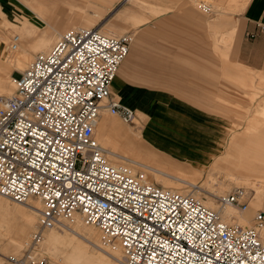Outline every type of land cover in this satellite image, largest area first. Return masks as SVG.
Masks as SVG:
<instances>
[{
    "label": "built area",
    "instance_id": "1",
    "mask_svg": "<svg viewBox=\"0 0 264 264\" xmlns=\"http://www.w3.org/2000/svg\"><path fill=\"white\" fill-rule=\"evenodd\" d=\"M133 40L131 32L108 35L80 25L34 55L13 93L0 98V195L19 203L40 199L34 240L78 213L103 242H119L124 264H264V210L252 225L227 222L195 194L198 184L182 191L151 181L141 166L111 162L96 140L103 108L126 122L136 119L111 93ZM216 200L249 208L240 190ZM31 248L6 256L5 264H47Z\"/></svg>",
    "mask_w": 264,
    "mask_h": 264
},
{
    "label": "crops",
    "instance_id": "2",
    "mask_svg": "<svg viewBox=\"0 0 264 264\" xmlns=\"http://www.w3.org/2000/svg\"><path fill=\"white\" fill-rule=\"evenodd\" d=\"M216 1L222 8L212 10L211 3L210 9L206 10L198 5V0H30L28 3L25 0H0V13L11 20L21 16L22 22V34L16 33L22 41L19 52L8 45L9 37L0 36V76L8 77L11 69L33 60L34 51L45 52L52 38L69 26H84L93 20L87 26H97L100 30L115 32L114 35L129 28V31H135L134 40L111 82L113 97L119 104L135 110V120L147 127L150 141L159 151L181 163H193L203 168L209 157L219 151L216 135L223 133L220 120H230L229 105L215 99L217 94H222L224 99V93L230 91L228 85H224L223 76L241 75L246 78L243 83L252 85L256 81L255 70L264 69V32L261 29L264 0ZM49 16L51 21L47 23ZM48 24L52 26L51 30L43 27ZM217 33L224 37H216ZM233 36V51L229 52L226 39ZM258 75L257 84L261 85L264 71ZM5 83L0 94L9 87V80ZM109 120L117 122L111 124ZM128 126L117 117H110L109 110L104 109L98 124V138L103 145L104 140L132 143V147L143 151L135 154V159L149 157L155 160L150 159L153 162L158 161L154 158L158 155L154 146ZM117 155L112 151L110 156L113 160H121ZM230 162V159H217L215 164L228 165ZM158 170L171 173L162 168ZM227 170L230 176L248 178L237 170ZM259 182H252L257 189L252 209L264 200ZM13 213L19 218L7 220L6 225L0 227V248L14 252L8 255H20L12 243L15 237L22 236L16 227L22 215L20 210ZM235 217L243 224H251L254 214L247 209ZM65 243L59 247L58 254L48 257L50 262L89 264L88 256L95 257L91 249H84L85 246L72 248L71 244L65 246ZM88 246L93 247L89 243ZM61 254L68 255L67 263L56 260Z\"/></svg>",
    "mask_w": 264,
    "mask_h": 264
},
{
    "label": "rangeland",
    "instance_id": "3",
    "mask_svg": "<svg viewBox=\"0 0 264 264\" xmlns=\"http://www.w3.org/2000/svg\"><path fill=\"white\" fill-rule=\"evenodd\" d=\"M25 1L26 3H28V1L30 0ZM202 1L207 3L211 2L212 10L222 8L220 6L221 4H219V2L216 0H198V5ZM0 16V36L9 37L10 39L13 38L14 34L16 33L22 34V22L19 20L21 16H16L15 20L8 19L2 13H0ZM50 21L51 18L49 16L47 17L46 22L49 23ZM92 23L90 20L89 23H84V26L91 25ZM43 27H47L51 30L52 26L48 24ZM64 31L62 29V31L58 35L56 34L52 38V40L50 41V45L47 47V49H45V51L49 50V48ZM101 31L109 35H114L115 33L106 30ZM125 32H131L133 35L135 34V31H129V28H124L122 29V31H118L117 35L124 34ZM215 36L219 38L224 37V35H221V33H217ZM228 38L230 37H227L226 42H229V52H231L233 51L232 49L234 44V36L230 39ZM25 42L28 41L25 40ZM30 44L32 45V43ZM27 51L28 53H31L30 48H27ZM37 52L34 51L32 53L33 58ZM31 61H27L26 63L21 64L19 68L10 70L11 75L6 77V80H9L8 88H10L11 86L15 88V79L17 78L18 74L31 63ZM16 63L17 59L15 61V64ZM261 71H264V69L255 70L254 79L256 81L252 85H247L243 83L242 81L246 78H244V76L240 77L241 75L232 76L231 74H225L223 76L224 85H228L230 91L228 94L224 93V99L221 98L222 94H217V96H215V99L220 102L223 101L229 105L230 120H220L223 133L220 135H216L217 139H219L216 142L220 143L219 151H217V154L215 156L209 157V159L207 160L208 162L206 163L207 165L205 167H197L193 163H181L175 160L174 158L169 157L168 155L159 151L156 145L152 141H150L151 137L149 135L148 129L147 127L145 128L144 124L140 120H134V122L129 123L122 120L118 114H112L109 112L110 117H117L119 121L132 127L135 132L145 136L148 139L147 142L154 146L153 150L158 153L157 157H154L158 160L156 162H153L155 160H153L152 158L151 159L153 161H151L149 157L145 160H143L142 157L135 159V154H137L138 152L143 153V151L139 150L140 148L135 149V146L132 147V143H119L117 140H114V142L111 140H104V145H106L109 150L118 153L117 157L122 158L121 160H113V158L110 157V160H113L117 163L121 161V163L128 161L138 166H141V164L139 163H143L148 166V168L143 165L141 167L146 168L151 181H156L164 186L173 187L178 190L189 191L191 189L190 184H198L199 188H196L195 194L197 196L205 197V200H209L211 197H214L211 193H209V191L212 190L219 191L220 193L218 194H221V192H226L228 194L232 191L242 190L244 192H247L246 195H243V199L249 203L248 210L250 209L251 211H253L254 215L258 210H264V200L261 204L262 206L255 204L253 206L254 208H251V206L253 205L252 202H256L257 197V189L252 186L254 181H260L258 184L263 187V192H261V195L264 196V78H262L261 85L257 84V81H259L258 73H260ZM5 82H0V88L1 86H5ZM4 94L10 93L5 92ZM108 122L114 124L117 121L109 120ZM97 129L95 136L101 143L98 138V131L100 130ZM217 159H230L231 162L228 165V162L226 164L216 165L215 161ZM158 167L159 169L162 168L179 177H175L171 173L170 175L164 174L158 170ZM228 168H231V170H237L240 173L245 174L248 178L239 179L236 176H230V173H228L227 170ZM180 177L183 179H180ZM0 196V227H4L8 222L7 220L15 221L17 217L19 218L17 213H13L14 210H20V214L22 215L19 225L16 226L20 230L19 232L22 233V236H20L19 238L15 237L12 243L15 249L18 248L17 250H19L17 254L21 255L24 250L29 249V247H32L31 249H33V252L36 255L40 257H46L48 264H54L50 262L48 257H53L55 256V254H58L59 247L62 246L65 241H67L68 244H73L74 240H78L76 239V236L73 233L67 230L68 228L74 230L78 235H83L84 237L93 239L98 244L104 243L102 240V234L97 229V227L92 224L85 223L81 217H75L71 220L65 221L64 223L68 226V228H65L63 226H54L52 228L44 229L42 231L41 241L36 242V240H33L32 237L33 234L39 228L40 209L42 206L39 198L33 197L27 202L28 204H19L13 202L11 199L5 196ZM213 199L215 201V204L218 205V201L215 200V198ZM36 205L40 206L38 207V211H35L33 209V207H36ZM235 222L237 221L235 220ZM250 223L251 224H244H253V222ZM80 243L82 244V246H85L84 249H91V247L88 246V243L85 242V240H81ZM116 243H114L113 246H110L108 243V245L102 244V248H104L103 250L106 249L105 251L108 254L110 253L117 256V259L114 260L113 258H110L109 255L106 254V252H102L101 249L92 247L91 251L97 257L88 256V258L90 259L89 264H122L120 258L121 247L118 246ZM12 253L14 252L0 248V264H5L6 257H4V255L8 256V254ZM67 256L68 255L66 254H61L56 257V260L67 263ZM104 259L109 260V262H106Z\"/></svg>",
    "mask_w": 264,
    "mask_h": 264
},
{
    "label": "bare ground",
    "instance_id": "4",
    "mask_svg": "<svg viewBox=\"0 0 264 264\" xmlns=\"http://www.w3.org/2000/svg\"><path fill=\"white\" fill-rule=\"evenodd\" d=\"M208 4H210L211 5V2H209ZM212 6V5H211ZM101 31V30H100ZM102 32V31H101ZM103 33V32H102ZM16 35V37H17V39H16V41H13V38H10V42H9V44H10V48L13 50V51H16V52H19L20 50H21V36L19 35V34H15ZM14 35V36H15ZM3 38V37H2ZM4 39H5V37H4ZM7 39H8V37H7ZM12 45H14L15 46V48H13L12 47ZM46 52V51H45ZM122 63V62H121ZM120 66V65H119ZM116 76V75H115ZM115 76H114V78H113V80L115 79ZM6 76H1L0 77V82H2V83H4L5 81H6ZM13 91H14V87L13 86H11L10 88H8L7 89V91L6 92H8V93H10V94H0V98L1 99H3V98H5V97H7V96H9V95H11L12 93H13ZM104 109H106V108H103L102 110H104ZM102 110L100 111V113H99V116H98V119H97V122H96V125H95V127H94V135H95V133H96V129H97V127H98V124H99V120H100V115H101V112H102ZM108 110V109H107ZM125 121V120H124ZM129 127V126H128ZM129 130V129H128ZM136 135V134H135ZM139 137V136H138ZM144 137V136H143ZM95 138H96V136H95ZM96 140L98 141V139L96 138ZM126 140V139H125ZM136 140V139H135ZM147 141V140H146ZM99 142V141H98ZM100 143V142H99ZM104 148H106L107 149V151H108V157H109V159H110V155H111V153H112V151L111 150H109L107 147H105L102 143H100ZM140 150V149H139ZM129 151V150H128ZM118 154V153H117ZM131 156V155H130ZM123 157V156H122ZM151 159V158H150ZM112 162V161H111ZM122 162V161H121ZM114 163V162H113ZM139 164H141V166L143 165V166H145L146 168H148V166H146L145 164H143V163H139ZM153 167V166H152ZM145 168V169H146ZM159 169V168H158ZM152 172V171H151ZM167 172V171H166ZM163 173V172H162ZM241 174V173H240ZM162 175V174H161ZM169 175V174H168ZM174 176V175H173ZM176 177V176H175ZM207 191V190H206ZM209 191V190H208ZM215 191H217V190H212V191H209V193H211L214 197L213 198H215V200H216V197L217 196H220V195H225V194H227L226 192H221V194H218V193H220L219 191H217V192H215ZM240 193H242V194H244V191H242V190H240ZM5 198V197H4ZM31 198H33V197H29V198H27L26 199V201L24 202L25 204L31 199ZM212 197L209 199V200H205V203L208 205V206H210V207H212V208H214V209H216V210H218L220 213H221V215H222V217H223V219L224 220H226L227 222H235V220L237 221V222H241L242 224H243V222L242 221H238L237 219H236V217H235V214H237V213H239V212H242V211H240L239 209H238V207H236V206H234V207H230V206H233V205H226V206H219V205H216L215 204V201H214V199H213ZM40 200V199H39ZM13 202H15V201H13ZM16 203H19V202H16ZM19 204H21V203H19ZM28 204V203H27ZM39 204V203H38ZM14 206V205H13ZM12 206V207H13ZM29 207V206H28ZM38 207H40V206H37L36 205V207H33V209L35 210V211H38L39 210V208ZM11 209H13V208H11ZM243 212H245V211H243ZM75 217H81L78 213H73V215L71 216V218L70 219H68V220H71V219H73V218H75ZM68 220H65V221H68ZM65 221H62L59 225H56L55 227H61V226H63V227H65V228H68V226L64 223ZM95 228V227H94ZM68 231H70L71 233H73L75 236H76V239H78V240H74L73 241V244H68V243H65V246H69L70 245V247H74V246H82L81 245V243H80V241L81 240H85V242H88L91 246H93V247H96L97 249H101V251L102 252H106L105 250H103L104 248H102L103 247V245L105 244H107V243H102L103 245H98V243L96 242V241H94L93 239H89V238H87V237H84L83 235H78L74 230H72V229H70V228H68L67 229ZM38 232H40V229L38 228V230H37ZM36 231V232H37ZM42 231L43 230H41V236L36 240V242L37 241H41V239H42ZM0 237H2V236H0ZM100 239V238H99ZM34 240V239H33ZM65 242H67V241H65ZM115 242V241H114ZM117 242V241H116ZM119 243V242H118ZM108 245V244H107ZM92 249V248H91ZM122 250V249H121ZM31 252H30V254H32V255H34V256H38V255H36L34 252H33V249H31L30 250ZM106 254H108L107 252H106ZM109 255V257L110 258H113L114 260L115 259H117V256H115V255H113V254H108ZM15 256H18V255H15ZM95 257H97L96 255H94ZM40 257V256H39ZM119 257V256H118ZM45 259H46V261H47V258L46 257H44ZM105 260V259H104ZM119 260H120V258H119ZM106 261H109V260H106ZM121 263L122 264H124V261H122V258H121ZM47 264H48V261H47ZM72 264H83V263H80V262H72Z\"/></svg>",
    "mask_w": 264,
    "mask_h": 264
}]
</instances>
